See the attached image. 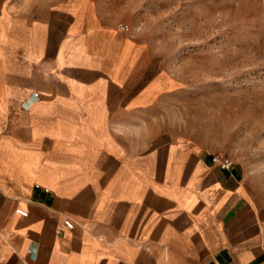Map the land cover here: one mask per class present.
<instances>
[{
  "label": "crops",
  "instance_id": "obj_1",
  "mask_svg": "<svg viewBox=\"0 0 264 264\" xmlns=\"http://www.w3.org/2000/svg\"><path fill=\"white\" fill-rule=\"evenodd\" d=\"M119 25L0 0V264H264L244 171L170 122L174 78Z\"/></svg>",
  "mask_w": 264,
  "mask_h": 264
},
{
  "label": "rangeland",
  "instance_id": "obj_2",
  "mask_svg": "<svg viewBox=\"0 0 264 264\" xmlns=\"http://www.w3.org/2000/svg\"><path fill=\"white\" fill-rule=\"evenodd\" d=\"M83 1L150 48L175 80L170 122L239 166L264 209V0Z\"/></svg>",
  "mask_w": 264,
  "mask_h": 264
},
{
  "label": "built area",
  "instance_id": "obj_3",
  "mask_svg": "<svg viewBox=\"0 0 264 264\" xmlns=\"http://www.w3.org/2000/svg\"><path fill=\"white\" fill-rule=\"evenodd\" d=\"M122 28H126V27H122ZM34 97H38L39 93L35 92ZM214 160L222 167V168H230L232 166V161L230 160V158L228 157H224L223 155H217L214 157ZM18 212L21 213L22 215H26L27 212H25L24 210L18 209ZM64 224L66 227L68 228H73L74 224L70 219H65L64 220Z\"/></svg>",
  "mask_w": 264,
  "mask_h": 264
}]
</instances>
